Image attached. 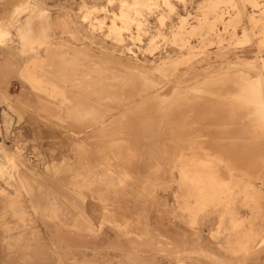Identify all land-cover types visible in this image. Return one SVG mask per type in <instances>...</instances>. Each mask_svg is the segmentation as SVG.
I'll list each match as a JSON object with an SVG mask.
<instances>
[{
	"label": "rangeland",
	"instance_id": "rangeland-1",
	"mask_svg": "<svg viewBox=\"0 0 264 264\" xmlns=\"http://www.w3.org/2000/svg\"><path fill=\"white\" fill-rule=\"evenodd\" d=\"M1 72L0 264H264V0H0Z\"/></svg>",
	"mask_w": 264,
	"mask_h": 264
},
{
	"label": "bare ground",
	"instance_id": "bare-ground-1",
	"mask_svg": "<svg viewBox=\"0 0 264 264\" xmlns=\"http://www.w3.org/2000/svg\"><path fill=\"white\" fill-rule=\"evenodd\" d=\"M177 39H178V38H177ZM181 40H182V39H181ZM177 42H178V41H177ZM88 50H89V49H88ZM86 51H87V50H86ZM89 51H90V50H89ZM74 52H75V51H74ZM76 52H77V51H76ZM52 53H53V51H52ZM73 54H74V53H73ZM80 54H81V53H80ZM87 54H89V53H87ZM56 55H57V54H56ZM74 55H75V54H74ZM77 55H78V53H77ZM82 55H83V54H82ZM89 55H90V54H89ZM89 55H88V56H89ZM93 55H94V54H93ZM99 55H101V53H100ZM191 55L193 56V54H191ZM50 56H51V55H50ZM60 56H61V55H60ZM68 56H69V55H68ZM70 56H71V55H70ZM79 56H80V55H79ZM101 56H102V55H101ZM187 56H189V55H187ZM74 57H75V56H74ZM77 57H78V56H77ZM83 57H84V56H83ZM86 57H87V56H86ZM97 58H99L98 55H97ZM104 58H106V57L104 56ZM104 58H103V60H104ZM192 58H194V57H192ZM68 59H69V58H68ZM76 59H78V58H76ZM51 60H52V59H51ZM51 60H50V61H51ZM60 60H61V59H60ZM66 60H67V59H66ZM72 60H73V59H72ZM79 60H80V57H79ZM101 60H102V59H101ZM64 61H65V60H64ZM70 61H71V59H70ZM76 61H77V60H76ZM98 61H99V60H98ZM98 61H97V62H98ZM56 62H57V61H56ZM62 62H63V61H62ZM65 62H66V61H65ZM72 62H73V61H72ZM80 62H81V61H80ZM80 62H79V63H80ZM180 62H182V61H180ZM184 62L186 63V61H184ZM58 63L60 64L61 62H58ZM70 63H71V62H70ZM83 63H84V62H83ZM85 63H86V62H85ZM51 64H52V63H51ZM65 64H66V63H65ZM138 64H139V63H138ZM55 65H56V64H55ZM62 65H63V63H62ZM62 65H61V66H62ZM175 65H176V64H175ZM178 65H179V63H178ZM82 66H83V64H82ZM172 66H173V65H172ZM176 66H177V65H176ZM225 66H226V65H225ZM55 67H56V66H55ZM73 67H74V66H73ZM75 67H77V66H75ZM178 67H179V66H178ZM236 67H238V66H236ZM174 68H175V67H174ZM227 68H229V67H227ZM227 68H226V69H227ZM232 68H234V67H232ZM54 69H55V68H54ZM64 69H65V68H64ZM64 69H63V71H64ZM77 69H78V68H77ZM80 69H81V68H80ZM80 69H79V70H80ZM236 69H237V68H236ZM240 69H241V68H240ZM240 69H238V70H240ZM69 70H70V69H69ZM196 70H197V69H196ZM233 70H235V69H233ZM175 71H176V70H175ZM240 71H241V70H240ZM242 71H243V70H242ZM61 72H62V71H61ZM66 72H67V71H66ZM66 72H65V73H66ZM129 72H130V71H129ZM171 72H172V71H171ZM196 72H197V71H196ZM222 72H223V71H222ZM255 72H256V71H255ZM69 73H70V72H69ZM72 73H73V72H72ZM192 73H193V72H192ZM202 73H203V72H202ZM239 73H240V72H239ZM66 74H67V73H66ZM193 74H194V73H193ZM197 74H198V73H197ZM206 74H207V73H206ZM220 74H221V73H220ZM120 75H121V74H120ZM122 75H124V74H122ZM127 75H128V74H127ZM165 75H166V74H165ZM180 75H181V74H180ZM187 75H188V74H187ZM199 75H200V74H199ZM203 75H204V74H203ZM227 75H228V74H227ZM62 76H63V75H62ZM64 76H66V75L64 74ZM118 76H119V75H118ZM118 76H117V77H118ZM124 76L126 77V75H124ZM129 76H131V75H129ZM190 76H191V75H190ZM193 76H194V75H193ZM205 76H207V75H205ZM209 76H211V74H210ZM209 76H208V77H209ZM244 76H245V75H244ZM101 77H102V76H101ZM120 77H121V76H120ZM135 77H136V75H135ZM165 77H166V76H165ZM177 77H178V76H177ZM208 77H207V78H208ZM221 77H222V76H221ZM221 77H220V79H221ZM225 77H226V76H225ZM227 77H229V76H227ZM227 77H226V78H227ZM230 77H231V76H230ZM67 78H68V77H67ZM118 78H119V77H118ZM121 78L123 79V77H121ZM130 78H131V77H130ZM132 78H133V77H132ZM183 78H184V77H183ZM189 78H190V77H189ZM200 78H201V76H200ZM205 78H206V77H205ZM215 78H216V77H215ZM217 78H218V77H217ZM217 78H216V80H217ZM233 78H237V77H233ZM239 78H240V77H239ZM248 78H249V77H248ZM95 79H96V78H95ZM95 79H94V80H95ZM100 79H101V78H100ZM100 79H99V80H100ZM126 79H128V78H126ZM126 79H125V80H126ZM165 79H166V78H165ZM190 79H192V78H190ZM196 79H197V78H196ZM203 79H204V78H203ZM208 79H210V78H208ZM213 79H214V77H213ZM245 79H246V78H245ZM262 79H264V78H262ZM94 80H93V81H94ZM105 80H106V79H105ZM105 80H104V81H105ZM133 80H134V79H133ZM182 80H183V79H182ZM200 80H201V79H200ZM210 80H211V79H210ZM214 80H215V79H214ZM214 80H213V81H214ZM221 80H222V79H221ZM227 80H228V79H227ZM235 80H236V79H235ZM255 80H257V79H255ZM101 81H102V80H101ZM101 81H100V82H101ZM108 81H109V80H108ZM110 81H111V80H110ZM119 81H120V80H119ZM119 81H118V82H119ZM121 81H122V80H121ZM123 81H124V80H123ZM129 81H130V80H128V81H126V82H129ZM136 81H137V80H136ZM183 81H184V80H183ZM194 81H195V80H194ZM201 81H202V80H201ZM201 81H199V82H201ZM208 81H209V80H208ZM217 81H218V80H217ZM217 81H216V82H217ZM223 81H225V80H223ZM236 81H238V80H236ZM236 81H235V82H236ZM239 81H240V80H239ZM246 81L249 82L250 80H246ZM95 82H96V81H95ZM196 82H197V81H196ZM206 82H207V81H206ZM225 82H227V81H225ZM235 82H234V83H235ZM240 82H241V81H240ZM259 82H260V81H259ZM107 83H108V82H107ZM119 83H120V82H119ZM121 83H122V82H121ZM124 83H125V82H124ZM130 83H132V82H130ZM130 83H129V84H130ZM171 83H172V82H171ZM171 83H170V84H171ZM185 83H186V82H185ZM213 83H214V82H213ZM218 83H221V82H218ZM228 83H229V82H228ZM231 83H232V82H231ZM237 83H238V82H237ZM241 83H242V82H241ZM244 83H245V82H244ZM114 84H115V83H114ZM125 84H126V83H125ZM190 84H191V83H190ZM193 84H194V83H193ZM203 84H204V83H203ZM205 84H206V83H205ZM207 84H209V83H207ZM248 84H249V83H247L246 85H248ZM105 85H106V84H105ZM111 85L114 86L113 83H112ZM121 85H122V84H121ZM123 85H124V84H123ZM127 85H128V83H127ZM199 85H200V84H199ZM199 85H198V86H199ZM216 85H217V84H216ZM222 85L224 86V84H222ZM229 85H230V84H229ZM239 85H240V84H239ZM239 85H236V87L239 86ZM242 85H243V84H242ZM255 85H257V84H255ZM102 86H103V85H102ZM106 86H107V85H106ZM108 86H109V85H108ZM118 86H119V85H118ZM168 86H169V85H168ZM176 86H177V84H176ZM180 86H181V85H180ZM184 86H185V85H184ZM200 86H201V85H200ZM202 86H203V85H202ZM211 86H212V85H211ZM214 86H215V85H214ZM218 86H219V85H218ZM223 86H222V87H223ZM95 87H96V86H95ZM114 87L116 88V85H115ZM132 87H133V85H132ZM132 87H131V89H132ZM135 87H136V86H135ZM169 87H170V86H169ZM178 87H179V85H178ZM189 87H190V86H189ZM189 87H188V88H189ZM203 87H205V86H203ZM208 87H209V86H208ZM224 87H226V86H224ZM245 87H246V86H245ZM245 87H244V88H245ZM250 87H251V86H250ZM250 87H249V88H250ZM260 87H261V86H260ZM98 88H99V87H98ZM108 88H109V87H108ZM117 88H118V87H117ZM119 88H120V87H119ZM125 88H126V87H125ZM165 88H166V87H165ZM170 88H171V87H170ZM170 88H169V89H170ZM179 88H180V87H179ZM182 88H183V87H182ZM186 88H187V87H186ZM191 88H192V87H191ZM195 88H196V87H195ZM220 88H221V87H220ZM229 88H230V87H229ZM234 88H235V86H234ZM252 88H254V87H252ZM96 89H97V88H96ZM101 89H104V88H100V90H101ZM105 89L107 90V88H105ZM122 89H123V88H122ZM122 89H121V90H122ZM126 89H127V88H126ZM131 89H130V90H131ZM134 89L136 90V88H134ZM184 89H185V87H184ZM203 89H204V88H203ZM207 89H208V88H207ZM225 89H226V88H225ZM232 89H233V88H232ZM242 89H243V88H242ZM245 89H246V88H245ZM98 90H99V89H98ZM111 90L115 91V89H112V88H111ZM111 90H110V89H109V91L107 90L108 92L106 91V93H108V94H109V92L111 93ZM117 90H118V89H117ZM162 90H163V89H162ZM164 90H165V89H164ZM166 90H168V89H166ZM176 90H178V89H176ZM185 90H186V89H185ZM185 90H184V91H185ZM191 90H192V89H191ZM199 90H201V89H199ZM204 90H206V89H204ZM210 90H212V88H211ZM220 90H221V89H220ZM223 90H224V89H222L221 91H223ZM252 90H253V89H252ZM257 90H258V89H257ZM263 90H264V89H263ZM119 91H120V90H119ZM123 91H124V90H123ZM125 91H126V90H125ZM128 91H129V88H128ZM128 91H126V92H128ZM133 91H134V90H133ZM159 91L161 92V90H159ZM159 91H157V92H159ZM169 91H171V89H170ZM173 91H174V89H173ZM197 91H198V90H197ZM202 91H203V90H202ZM202 91H201V92H202ZM208 91H209V90H208ZM208 91H207V92H208ZM233 91H234V90H233ZM236 91H237V90H236ZM250 91H251V90H250ZM96 92H97V91H96ZM102 92H105V91L103 90ZM115 92H116V91H115ZM142 92H143V91H142ZM178 92H179V91H178ZM178 92H177L176 94H178ZM182 92H183V91H182ZM185 92H186V91H185ZM191 92H192V91H191ZM204 92H205V91H204ZM225 92H226V91H225ZM225 92H224V94H225ZM231 92H232V91H231ZM100 93H101V92H99V94H100ZM118 93H119V92H118ZM123 93H124V92H123ZM137 93H138V92H137ZM143 93H144V92H143ZM168 93H169V92H168ZM180 93H181V92H180ZM197 93H198V92H197ZM208 93L211 95L210 92H208ZM216 93H217V92H216ZM233 93H234V92H233ZM238 93H239V92H238ZM243 93H244V91H243ZM245 93H247V92H245ZM248 93H249V92H248ZM252 93H253V92H252ZM252 93H251V94H252ZM255 93H256V92H255ZM257 93H258V92H257ZM130 94H131V93H129V95H130ZM139 94H140V93H139ZM160 94H161V93H160ZM160 94H159V96L161 97L162 94H161V95H160ZM184 94H185V93H184ZM184 94H183V97H184ZM198 94L200 95V93H198ZM202 94H203V93H202ZM205 94H206V93H205ZM209 94H208V96H210ZM230 94L232 95V93H230ZM259 94H260V93H259ZM104 95H107V94L104 93ZM119 95H120V94H119ZM122 95H123V94H122ZM153 95H154V94H153ZM157 95H158V94H157ZM157 95H155L154 97H156ZM168 95H169V94H168ZM168 95H167V96H168ZM192 95H194V93H192ZM206 95H207V94H206ZM212 95H213V94H212ZM218 95H219V94H218ZM220 95H221V94H220ZM225 95H226V94H225ZM240 95H241V94H240ZM242 95H243V94H242ZM246 95H247V94H246ZM246 95H245V96H246ZM116 96H118V95L116 94ZM120 96H121V95H120ZM124 96H125V93H124ZM150 96H151V95H150ZM159 96H158V97H159ZM162 96H164V95H162ZM172 96H173V94H172ZM176 96H177V95H176ZM180 96H181V95H180ZM188 96H190V95H188ZM194 96H195V95H194ZM200 96H201V95H200ZM215 96H216V95H215ZM215 96H214V98H215ZM228 96H229V95H228ZM233 96H234V95H233ZM245 96H243V97H245ZM250 96H251V95H250ZM258 96H260V95H258ZM99 97H100V96H99ZM127 97H128V96H127ZM133 97H134V96H133ZM146 97H147V96H146ZM146 97H145V98H146ZM168 97H169V96H168ZM168 97H167V98H168ZM190 97H192V96H190ZM211 97H212V96H210V98H211ZM221 97H222V96H221ZM226 97H227V96H226ZM230 97H231V96H230ZM103 98H104V96H103ZM106 98H108V97H106ZM111 98H113V97H111ZM119 98H120V97H119ZM128 98H129V97H128ZM128 98H123V99L126 100V99H128ZM131 98H132V96H131ZM135 98H136V96H135ZM145 98L142 99V100L145 101ZM169 98H170V97H169ZM174 98H175V97H174ZM174 98L172 99V102H173V100H175ZM178 98H179V97H178ZM178 98H176V99H178ZM200 98H202V97H199V99H200ZM236 98H237V97H236ZM240 98H241V97H240ZM246 98H247V97H246ZM252 98H253V97H252ZM117 99H118V98H117ZM149 99H150V98H148V100H149ZM162 99H163V98H162ZM162 99H161V100H162ZM179 99H180V98H179ZM189 99H190V98H189ZM218 99H219V98H218ZM218 99H217V100H218ZM228 99H230V98H228ZM238 99H239V98H238ZM247 99H248V98H247ZM254 99H255V98H254ZM256 99H258V98H256ZM108 100H109V98H108ZM130 100H131V99H130ZM142 100H141L140 102H141V103L143 102L142 105H143V107H144V106H145V105H144V101H142ZM146 100H147V99H146ZM153 100H154V99H152L151 101H153ZM156 100H157V99H156ZM161 100H160V102H161ZM164 100H165V99H164ZM169 100H171V99H169ZM182 100H183V99H182ZM182 100H180V102H181ZM193 100H194V99H193ZM193 100H192V101H193ZM197 100H198V99H197ZM207 100L209 101V98L206 99V103L208 104V101H207ZM214 100H215V99H214ZM222 100H223V99H222ZM231 100H232V99H231ZM244 100H245V99H244ZM244 100H243V101H244ZM263 100H264V99H263ZM118 101H120V100H118ZM121 101H123V100L121 99ZM131 101H132V100H131ZM149 101H150V100H149ZM154 101H155V100H154ZM154 101H153V102H154ZM178 101H179V100H178ZM188 101H189V100H188ZM203 101H204V100H203ZM212 101H213V100H212ZM212 101H211V102H212ZM236 101H237V100H236ZM241 101H242V100H241ZM112 102H113V100L111 101V104H112ZM114 102H115V101H114ZM114 102H113V103H114ZM116 102H117V101H116ZM116 102H115V103H116ZM153 102H152V104H153ZM166 102H167V99H166ZM213 102H214V101H213ZM222 102H223V101H222ZM230 102H231V101H230ZM237 102H238V101H237ZM249 102H250V101H249ZM123 103H124V102H123ZM123 103H122V105H123ZM126 103H127V102H126ZM141 103H140V104H141ZM164 103H165V102H164ZM175 103H176V102H175ZM175 103H174L173 106H175V105L177 104V103H176V104H175ZM187 103H188V102H187ZM191 103H192V102H191ZM197 103H198V102H197ZM199 103H200V102H199ZM204 103H205V101H204ZM252 103H253V102H252ZM260 103H261V102H260ZM263 103H264V102H263ZM107 104H109V103H107ZM116 104H117V103H116ZM116 104L113 106V108L116 106ZM137 104H138V103H137ZM152 104H151V105H152ZM168 104H169V103H168ZM172 104H173V103H172ZM178 104H180V103H178ZM184 104H185V102H184ZM195 104H196V103H195ZM213 104H214V103H213ZM226 104H227V103H226ZM245 104H246V103H245ZM112 105H113V104H112ZM112 105H109V106H112ZM119 105H120V102H119ZM142 105H141V108H143ZM155 105H156V104H155ZM162 105H163V103H162ZM170 105H171V103H170ZM170 105H169V106H170ZM185 105H186V104H185ZM198 105H199V104H197L196 107H198ZM217 105H218V104H217ZM222 105H224V104H222ZM230 105H231V104H230ZM230 105H229V106H230ZM239 105H240V104H239ZM249 105H250V104H249ZM105 106H107V105H105ZM149 106H150V105H149ZM153 106H154V105H153ZM158 106H159V105H158ZM160 106H161V105H160ZM160 106L157 107V108H158V112H159ZM164 106H165V105H164ZM192 106H193V105H192ZM194 106H195V105H194ZM210 106H212V104H211ZM213 106H214V105H213ZM218 106H219V105H218ZM225 106H227V105H224V107H225ZM252 106H253V105H252ZM252 106H251V107H252ZM133 107H134V106H133ZM135 107H137V106H135ZM138 107H140L139 104H138ZM138 107H137V109H138ZM145 107L147 108V105H146ZM185 107H186V106H185ZM202 107H203V106H202ZM219 107H220V106H219ZM221 107H223V106H221ZM232 107H233V106H232ZM240 107H241V106H240ZM245 107H247V106H245ZM245 107H244V108H245ZM111 108H112V107H111ZM116 108H117V107H116ZM141 108H140V109H141ZM157 108H156V109H157ZM163 108H164V107H163ZM163 108H162V110H163ZM172 108H173V107H172ZM172 108H171V106H170L169 109H172ZM177 108H178V107H177ZM182 108H183V107H182ZM186 108H187V107H186ZM186 108H185V109H186ZM188 108H189V107H188ZM199 108H200V107H199ZM203 108H204V107H203ZM203 108H201V109H203ZM211 108H212V107H211ZM215 108H217V107L215 106ZM230 108H231V107H230ZM230 108H229V109H230ZM242 108H243V107H242ZM244 108H243V109H244ZM255 108H256V106H255ZM257 108H258V107H257ZM114 109H115V108H114ZM124 109H125V108H124ZM127 109H128V111H129V110L131 111V108L129 109V106H128V108H126V110H127ZM134 109H135V108H134ZM134 109H132V110H134ZM152 109H154V108H152ZM166 109H168V108H166ZM180 109H181V108H180ZM183 109H184V108H183ZM192 109H194V108L192 107ZM234 109H235V108H234ZM248 109H249V108H248ZM250 109H252V108H250ZM135 110H136V109H135ZM181 110H182V109H181ZM197 110H199V109H197ZM207 110H209V109L207 108L205 111H207ZM220 110H221V108H220ZM254 110H255V109H254ZM254 110H253V111H254ZM112 111H113V110H112ZM138 111H139V110H138ZM141 111H142V110H141ZM144 111H145V109H144ZM152 111H153V110H152ZM164 111H165V110H164ZM170 111H171V110H170ZM170 111H169V112H170ZM173 111H175V110L173 109ZM188 111H189V110H188ZM193 111H194V110H193ZM211 111H212V110H211ZM211 111H210V112H211ZM218 111H219V110H218ZM222 111H223V110H222ZM222 111H221V113H222ZM227 111H228V110H227ZM227 111H226V112H227ZM241 111H242V110H241ZM245 111H246V110H245ZM126 112H127V111H126ZM146 112H147V111H146ZM167 112H168V111H167ZM199 112H200V111H199ZM203 112H204V111H203ZM213 112H214V111H213ZM238 112H239V111H238ZM247 112H248V111H246V113H247ZM250 112H251V111H250ZM257 112H258V111H257ZM257 112H256V115H257ZM112 113H113V112H112ZM122 113H123V111H122ZM136 113H137V112H136ZM149 113H150V111H149ZM149 113H148V114H149ZM153 113H154V112H153ZM162 113H163V111H162ZM165 113H166V112H165ZM172 113H173V112H172ZM176 113H177V115H180V114H178V111H176ZM180 113H181V112H180ZM182 113H183V112H182ZM196 113H197V111H196ZM223 113H224V112H223ZM236 113H237V112H236ZM243 113H244V112H243ZM246 113H245V114H246ZM258 113H259V112H258ZM125 114H126V113H125ZM129 114H130V112H129ZM131 114H132V111H131ZM168 114H169V113H168ZM187 114H188V112H187ZM204 114H206V113H204ZM208 114H209V113H208ZM214 114H215V113H214ZM228 114H231V113L229 112ZM239 114H240V113H239ZM263 114H264V113H263ZM141 115H142V112H141ZM169 115H170V114H169ZM173 115H174V114H173ZM181 115H182V114H181ZM242 115H243V114H242ZM250 115H251V114H250ZM119 116H120V115H119ZM121 116H122V115H121ZM135 116H136V115H135ZM139 116H140V115H139ZM146 116H147V115H146ZM149 116L151 117V115H149ZM153 116H155V115L153 114ZM157 116L160 117V115H157ZM164 116H165V114H164ZM164 116H161V119H162V117H164ZM174 116H175V115H174ZM189 116H191V115H189ZM192 116H194V113H193ZM192 116H191V117H192ZM199 116H200V114H199ZM202 116H203V114H202ZM206 116H207V115H206ZM213 116H214V115H213ZM215 116L217 117L218 115H215ZM230 116H231V115H230ZM230 116H229V117H230ZM125 117L127 118V115H126ZM128 117H129V116H128ZM132 117H133V116H132ZM132 117H131V118H132ZM150 117H149V119L152 120V118H150ZM185 117H186V116H185ZM191 117H190V118H191ZM204 117H205V115H204ZM209 117H210V116H209ZM237 117H238V116H237ZM254 117H255V113H254ZM7 118H8V117H7ZM117 118H118V117H117ZM121 118H123V117H121ZM154 118H155V117H154ZM167 118H168V117H167ZM167 118H166V119H167ZM173 118H176V117H173ZM173 118H172V120H173ZM177 118H178V117H177ZM200 118H201V117H200ZM210 118H211V117H210ZM212 118H213V117H212ZM222 118H223V117H222ZM248 118H249V117H248ZM251 118H252V116H251ZM127 119H128V118H127ZM137 119H138V118H137ZM158 119H159V118H158ZM161 119H159V122H158L157 124L160 123V120H161ZM180 119H181V118H180ZM182 119H184V117H182ZM215 119H216V118H215ZM218 119H219V118H218ZM218 119H217V120H218ZM230 119H231V118H230ZM232 119H234V118L232 117ZM237 119H239V118H237ZM246 119H247V118H246ZM252 119H254V118H252ZM255 119H256V118H255ZM262 119H263V118H262ZM5 120H6V118H5ZM119 120L123 121L122 119H117L118 122H121V121H119ZM162 120H163V119H162ZM162 120H161V121H162ZM169 120H170V119H169ZM185 120H186V119H185ZM190 120H191V119H190ZM196 120H197V119H196ZM201 120H202V119H201ZM222 120H223V119H222ZM228 120H229V119H228ZM240 120H241V119H240ZM242 120H243V119H242ZM248 120H250V118H249ZM113 121H114V119H113ZM115 121H116V120H115ZM115 121H114V122H115ZM146 121H147V120H146ZM149 121H150V120H149ZM154 121H156V119H155ZM166 121H168V120H166ZM175 121H176V120H175ZM177 121H178V120H177ZM186 121H187V120H186ZM192 121H195V120H191L190 122H192ZM207 121H208V120H207ZM218 121H219V120H218ZM246 121H247V120H246ZM258 121H259V119H258ZM110 122L112 123L111 120H110ZM110 122H109V123H110ZM114 122H113V124H114ZM118 122H117V123H118ZM129 122H130V121H129ZM135 122H136V120H135ZM156 122H157V121H156ZM164 122H165V121H164ZM183 122H184V121H183ZM187 122H188V121H187ZM202 122H203V120H202ZM211 122H212V121H211ZM211 122H209V124H210ZM220 122H221V121H220ZM228 122H230V121H228ZM228 122H226V123H228ZM244 122H245V121H244ZM253 122H254V121H253ZM253 122H252V123H253ZM109 123H107V124H109ZM111 123H110V124H111ZM126 123H127V122H126ZM133 123H134V122H133ZM133 123H132V124H133ZM141 123H142V122H141ZM144 123H145V122H144ZM153 123H154V122H153ZM167 123H168V122H167ZM167 123H166V124H167ZM170 123H171V122H170ZM176 123H177V122H176ZM179 123L181 124L182 121L179 122ZM195 123H196V122H195ZM197 123H199V122L197 121ZM205 123H206V122H205ZM213 123H215V122H213ZM224 123H225V122H224ZM236 123H238V122H236ZM236 123H235V124H236ZM252 123H250V124H252ZM105 124H106V123H105ZM110 124H109V125H110ZM113 124H112V125H113ZM115 124H116V123H115ZM122 124H123V122H122ZM122 124H119V123H118L117 125H120V126H121ZM154 124H155V123H154ZM171 124H172V123H171ZM185 124H187V123H185ZM191 124H192V123H191ZM199 124H200V123H199ZM215 124H216V123H215ZM215 124H214V125H215ZM222 124H223V121H222ZM242 124H243V123H242ZM250 124H249V125H250ZM256 124H257V122H256ZM109 125L107 126L108 128H109ZM112 125H111V126H112ZM123 125H124V124H123ZM125 125H126V124H125ZM125 125H124V126H125ZM135 125H138V122H137V124H135ZM147 125H148V124H147ZM149 125H150V124H149ZM159 125H160V124H159ZM162 125H163V124H162ZM162 125H161V126H162ZM168 125H169V124H168ZM182 125H183V124H182ZM216 125L219 126L218 124H216ZM225 125H226V124H225ZM230 125H231V124H230ZM230 125H229V126H230ZM237 125H238V124H237ZM237 125H236V126H237ZM252 125H253V124H252ZM257 125H258V124H257ZM130 126H131V125H130ZM140 126H141V125H140ZM142 126H143V125H142ZM144 126H145V125H144ZM156 126H157V125H156ZM192 126H193V125H192ZM197 126H198V125H197ZM208 126H209V125H208ZM233 126H234V125H233ZM242 126H243V125H242ZM250 126H251V125H250ZM250 126H249V127H250ZM253 126H254V125H253ZM259 126H260V124H259ZM114 127H115V125H114ZM136 127H137V126H136ZM151 127H152V126H151ZM227 127H228V125H227ZM251 127H252V126H251ZM257 127H258V126H257ZM110 128H111V127H110ZM121 128H123V126H121ZM127 128H129V127H127ZM138 128H139V127H138ZM146 128H149V127L147 126ZM180 128H181V130H182V129H186V127H185V128L180 127ZM188 128H189V127H188ZM195 128H196V127H195ZM197 128H199V127H197ZM202 128H203V126H202ZM209 128H210V129H207V130H211V126H210ZM220 128H221V127H220ZM223 128H224V127H223ZM225 128H226V127H225ZM228 128H229L230 130L227 129V128H226L227 130H226V129H223L224 133L222 132V129H221V131H220V130L217 129V128H216L217 131L215 132L216 129L214 130V126H213V130H212V131H214V132H215L216 134H218V135H219V134L222 135V133H223V135H224V134H225V131H226V133H228V132H227L228 130H229V132L232 133L233 136H234V134H237V133H238V131L233 130V128H231V127H228ZM254 128H255V127H254ZM118 129H120V128H118ZM130 129L133 130V125H132V127H131ZM156 129H157V128H156ZM169 129H170V128H169ZM169 129H168V130H169ZM176 129H177V128H175V130H176ZM178 129H179V128H178ZM190 129H191V128H190ZM234 129H235V127H234ZM247 129H248V128H247ZM250 129H251V128H250ZM115 130H116V129H115ZM132 130H130V131H132ZM153 130H154V129H153ZM160 130H161V129H160ZM160 130H158V131H160ZM187 130H188V129H186V131H187ZM251 130H252V129H251ZM113 131H114V130H113ZM118 131H120V130H118ZM151 131H152V130H151ZM165 131H167V130H165ZM172 131H173V130H172ZM189 131H191V130H189ZM204 131H205V130H204ZM204 131H203V132H204ZM218 131H219V132H218ZM232 131H233V132H232ZM234 131H235V133H234ZM252 131H253V130H252ZM254 131H255V130H254ZM140 132H141V131H140ZM142 132H143V130H142ZM168 132H169V131H168ZM173 132H174V131H173ZM178 132H179V131H178ZM180 132H181V131H180ZM183 132H184V131H183ZM183 132H182V134H183ZM195 132H198V131L195 130ZM201 132H202V130H201ZM201 132H199V133H201ZM217 132H218V133H217ZM221 132H222V133H221ZM236 132H237V133H236ZM247 132H248V131H247ZM257 132H258V129H257ZM117 133H120V132H117ZM121 133H122V131H121ZM131 133H132V132H131ZM137 133H139V132L137 131ZM150 133H151V132H150ZM165 133H166V132H165ZM174 133H176V131H175ZM199 133H198V134H199ZM210 133H211V132H210ZM233 133H234V134H233ZM250 133H251V131H250ZM124 134H126V132H125ZM128 134H129V133H128ZM140 134H141V133H140ZM147 134H148V133H147ZM147 134H146V135H147ZM156 134H157V133H156ZM194 134H195V133H194ZM211 134H212V133H211ZM228 134H229V133H228ZM228 134H226V135H228ZM260 134H261V133H260ZM131 135L135 137L134 134H131ZM151 135H152V134H151ZM153 135H154V134H153ZM174 135H175V134H174ZM177 135H178V134H177ZM183 135H184V134H183ZM191 135H192V134H191ZM196 135H197V134H196ZM196 135H195V136H196ZM200 135H201V134H200ZM200 135H199V136H200ZM203 135H204V134H203ZM214 135H215V134H214ZM226 135H225V136H226ZM229 135H231V134H229ZM255 135H256V134H255ZM109 136H110V134H109ZM125 136H126V135H125ZM132 136H131V137H132ZM136 136H138V135H136ZM142 136H143V135H142ZM155 136H156V135H155ZM186 136H187V132H186ZM189 136H190V135H189ZM192 136H193V135H192ZM237 136H238V134H237ZM258 136H259V135H258ZM134 137H132L131 140H128V138H126V139H127L128 141H131V142H132V140H134V142L140 140V138H138V137H135V138H134ZM157 137H158V136H157ZM166 137H167V136H166ZM166 137H165V138H166ZM173 137H174V136H173ZM193 137H194V136H193ZM193 137H192V138H193ZM211 137L213 138L214 136H211ZM215 137H216V136H215ZM248 137H250V136H248ZM260 137H262V136H260ZM137 138H138V139H137ZM141 138H142V137H141ZM155 138H156V137H155ZM161 138H162V137H161ZM175 138H176V136H175ZM179 138H180V137H179ZM183 138H185V137L183 136ZM192 138H191V140H192ZM218 138H219V137H218ZM232 138H233V137H232ZM235 138H236V137H235ZM240 138H241V136H240ZM129 139H130V138H129ZM148 139H149V138H148ZM151 139H152V138H151ZM157 139H159V138H157ZM167 139H170V140H171L172 138L169 137V138H167ZM176 139H177V138H176ZM197 139H199V138H197ZM203 139H204V138H203ZM209 139H210V137H209ZM209 139H208V140H209ZM214 139H216V138H214ZM214 139H213V141H214ZM222 139H223V138H222ZM123 140H124V139H123ZM163 140H164V137H163ZM174 140H175V139H174ZM174 140H173V141H174ZM185 140L188 141V140H190V139H186V138H185ZM229 140H230V139H229ZM231 140H232V139H231ZM237 140H239L238 137H237ZM254 140H255V139H254ZM108 141H109V139H108ZM113 141H114V140H113ZM119 141H120V140H119ZM125 141H126V140H125ZM125 141H124V143H125ZM192 141H193V140H192ZM205 141H206V140H205ZM210 141H211V140H210ZM220 141H221V140H220ZM225 141H226V140H225ZM233 141H234V140H233ZM260 141H261V140H260ZM117 142H118V141H117ZM117 142L115 141L114 143H117ZM121 142H122V140H121ZM175 142H176V141H175ZM177 142H178V141H177ZM203 142H204V141H203ZM206 142H207V141H206ZM206 142H205V143H206ZM214 142H215V141H214ZM217 142H218V141H217ZM226 142H227V141H226ZM231 142H232V141H231ZM231 142H230V143H231ZM236 142H237V141H236ZM236 142H235V143H236ZM244 142H246V141H244ZM111 143H113V142L111 141ZM167 143H168V142L166 141V145H167ZM180 143H181V142H180ZM180 143H179V144H180ZM182 143H183V142H182ZM186 143H187V142H186ZM194 143H195V142H194ZM196 143H197V141H196ZM200 143H201V142H200ZM210 143H211V142H210ZM210 143H209V144H210ZM218 143H219V142H218ZM222 143H223V142H221V145H222ZM238 143H239V142H238ZM240 143H242V141H241ZM246 143H247V142H246ZM250 143L253 144V141L250 142ZM257 143H258V142H257ZM262 143H263V142H262ZM121 144H123V143H121ZM163 144H164V143H163ZM189 144H190V143H189ZM192 144H193V143H192ZM223 144H224V143H223ZM110 145H111V144H110ZM117 145H118V143H117ZM171 145H172V144H170V146H171ZM173 145H174V142H173ZM173 145H172V147H173ZM181 145H182V144H181ZM186 145H187V144H186ZM186 145H185V146H186ZM198 145H199V144H198ZM205 145H206V144H205ZM207 145H208V144H207ZM212 145H213V144H212ZM217 145H218V144H217ZM229 145H232V144H229ZM245 145H247V144H245ZM261 145H262V144H261ZM261 145H260V146H261ZM263 145H264V144H263ZM263 145H262L261 147H263ZM113 146H114V145H113ZM182 146H183V145H182ZM191 146H192V145H191ZM196 146H197V145H196ZM203 146H204V143H203ZM209 146H210V145H209ZM214 146H215V145H214ZM224 146H225V145H224ZM235 146H237V145L229 146V147H228V146H225V147H228V148H227L228 151L230 150L229 153H230L231 151L234 153V151H235V153H239V156H241V154H243V151H242L238 146H237V147H235ZM240 146H241V145H240ZM254 146H255V145H254ZM256 146H257V145H256ZM160 147H161V146H160ZM221 147H222V146H221ZM252 147H253V146H252ZM258 147H259V146H258ZM166 148H167V147H166ZM173 148H174V147H173ZM179 148H181V147H179ZM194 148H195V147H194ZM204 148H205V147H204ZM207 148H208V147H207ZM238 148H239V149H238ZM248 148H249V147H248ZM17 149H18V148H17ZM115 149H116V148H115ZM164 149H165V148H164ZM197 149H198V148H197ZM209 149H210V147H209ZM242 149H243V148H242ZM251 149L253 150V148H251ZM251 149H250V150H251ZM256 149H257V148H256ZM259 149H260V148H259ZM168 150H169V149H168ZM177 150H178V149H177ZM183 150H184V149H183ZM223 150H224V149H223ZM248 150H249V149H248ZM254 150H255V149H254ZM262 150H264V147H263ZM164 151H165V150H164ZM173 151H174V150H173ZM200 151H201V149H200ZM241 151H242V153H241ZM174 152H175V151H174ZM177 152H179V151H177ZM197 152H199V151H197ZM257 152H258V151H257ZM165 153H168V152H165ZM169 153H171V152H169ZM190 153H191V152H189L188 155H190ZM202 153H203V152H202ZM207 153H208V152H207ZM223 153H224V152H222V155H223ZM225 153H226V152H225ZM244 153H246V152H244ZM260 153H261V152H260ZM262 153H263V152H262ZM171 154H172V153H171ZM176 154H177V153H176ZM199 154H200V153H199ZM210 154H211V153H210ZM230 154H232V153H230ZM248 154H249V153H248ZM248 154H247V155H248ZM201 155H202V154H200V156H201ZM216 155H217V154H216ZM220 155H221V154H220ZM245 155H246V154H245ZM259 155H260V154H259ZM177 156H178V155H177ZM202 156H203V155H202ZM204 156H205V155H204ZM253 156H254V155H253ZM260 156H261V155H260ZM262 156H263V155H262ZM209 157H210V156H209ZM219 157H222V156H219ZM228 157L230 158V156H228ZM255 157H256V156H255ZM257 157H258V155H257ZM191 158H193L192 155H191ZM197 158H198V157H197ZM204 158H205V157H204ZM204 158H201V159L199 158L200 160H199V159H197V160H199L200 163L202 164L201 160H203ZM207 158H208V157H207ZM237 158H238V156H237ZM242 158H243V155H242L241 159H242ZM245 158H247V157H245ZM209 159H210V158H209ZM215 159H216V158H215ZM219 159H220V158H219ZM231 159H232V158H231ZM248 159H250V158H248ZM252 159H254V158H252ZM255 159H256V158H255ZM193 160H194V159H193ZM210 160H211V159H210ZM235 160H236V159H235ZM262 160H264V159L262 158ZM191 161H192V160H191ZM205 161H206V159H205ZM238 161H239V160H238ZM252 161H253V160H252ZM252 161H251V162H252ZM257 161H258V160H257ZM194 162L196 163V166H197V162H196L195 160H194ZM211 162L213 163L214 161H210V163H211ZM217 162H219V160H217ZM217 162H216V163L214 162V163H215V166L217 165ZM222 162H224V161H222ZM229 162H230V161H229ZM233 162H234V160H233ZM239 162H240V161H239ZM245 162H246V161H245ZM245 162H244V163H245ZM259 162H260V161H259ZM259 162H258V163H259ZM263 162H264V161H263ZM263 162H261V163H263ZM195 163L192 162L193 165H194ZM205 163H206V162H205ZM212 163H211V164H212ZM230 163H231V162H230ZM247 163H248V162H247ZM254 163H257V162H254ZM258 163H257V165H258ZM201 164H200V165H201ZM207 164H208V163H207ZM218 164H219V163H218ZM242 164H243V163H242ZM251 164H252V163H251ZM259 164H260V163H259ZM189 165H190V168H191L190 170H191V172H192V171H193V170H192V167H191L192 165H191V164H189ZM189 165H188V166H189ZM198 165H199V162H198ZM202 165H204V167H206L205 164H202ZM236 165H237V164H236ZM252 165H253V164H252ZM257 165H255V166H257ZM213 166H214V165H213ZM220 166H221V165H220ZM262 166H264V165H262ZM197 167H198V166H197ZM204 167H202V168H204ZM231 167H232V165H231ZM234 167H235V166H234ZM259 167H260V166H259ZM175 168H176V167H175ZM193 168H195V166H194ZM199 168H201V167L199 166ZM207 168H208V166H207ZM209 168H210V167H209ZM209 168H208V169H209ZM252 168H254V166H253ZM195 169H196V168H195ZM210 169H211V168H210ZM210 169H209V170H210ZM219 169H220V168H219ZM140 170H141V169H140ZM188 170H189V167H188ZM211 170H212V169H211ZM213 170H214V169H213ZM255 170H256V168H255ZM257 170H258V169H257ZM262 170H264V169H262ZM145 171H146V170H145ZM147 171H148V170H147ZM198 171H199V170H198ZM258 171H259V170H258ZM152 172H153V171H152ZM154 172H155V170H154ZM157 172H158V171H157ZM214 172H215V171H214ZM216 172H217V171H216ZM256 172H257V171H256ZM197 173H198V172H196V173H194V174L197 175ZM199 173H200V172H199ZM199 173H198V176H202V175H199ZM233 173H234V172H233ZM153 174H154V173H153ZM200 174H201V173H200ZM215 174H216V173H215ZM215 174H214V175H215ZM243 174H244V173H243ZM153 176H154V175H153ZM223 176H225V174H224ZM244 176H245V175H244ZM202 177H203V176H202ZM202 177H199V178H202ZM210 177H212V174H211ZM215 177L217 178V176L215 175V176H213V179H214ZM236 177H237V176H236ZM251 177H252V176H251ZM253 177H254V176H253ZM159 178H161V176H160ZM159 178H157V179H159ZM182 178H184V177H182ZM182 178H181V179H182ZM217 179H218V178H217ZM203 180H204V179H203ZM211 180H212V179H211ZM241 180H242V179H241ZM201 181H202V180H200V182H201ZM216 181H217V180H216ZM254 181H255V180H254ZM198 182H199V181H198ZM211 182H214V181H211ZM217 182H218V181H217ZM204 183H205V181H204ZM204 183H203V184H204ZM215 183H216V182H215ZM215 183H214V184H215ZM200 184H202V182H201ZM216 184H218V183H216ZM249 184H250V183H249ZM251 184H252V183H251ZM208 185H209V183H208ZM211 185H212V184H211ZM239 185H240V184H239ZM209 186H210V185H209ZM241 186H242V185H241ZM243 186H244V185H243ZM197 187H198V186H197ZM201 187H202V186H200L199 188H201ZM203 187L206 188V186H203ZM203 187H202V188H203ZM207 187H208V186H207ZM199 188H198V189H199ZM214 188H215V187H214ZM195 189H196V188H195ZM203 189H204V188H203ZM209 189H210V187H209ZM121 190H122V189H121ZM136 190H137V189H136ZM211 190H212V189H211ZM131 191H132V190H131ZM213 191H214V190H213ZM117 192H118V191H117ZM132 192H133V191H132ZM199 192H200V191H199ZM118 193H120V192H118ZM203 193H204V192H203ZM262 193H263V192H262ZM131 194H132V193H131ZM142 194H143V193H142ZM135 195H136V194H135ZM204 195H205V194H204ZM255 195H256V194H255ZM122 196H123V195H122ZM138 196H139V195H137V197H138ZM201 196H202V195H201ZM125 197H126V196H125ZM125 197H124V199H125ZM135 197H136V196H135ZM137 197H136V198H137ZM197 198H198V197H197ZM199 200H200V199H199ZM106 201H107V200H106ZM261 201H262V200H261ZM115 202H116V201H115ZM118 203H119V202H118ZM259 203H260V202H259ZM92 204H93V203H92ZM112 205H113V203H112ZM118 205H119V204H118ZM120 205H121V204H120ZM92 206H93V205H92ZM109 206H110V204H109ZM96 207H97V206H96ZM96 207H95V209H96ZM238 207H239V206H238ZM97 208H98V207H97ZM110 208H112V207H110ZM122 208H123V206H122ZM263 208H264V207H263ZM120 209H121V207H120ZM215 209H216V208H215ZM97 210H98V209H97ZM122 211H123V210H122ZM124 211H125V210H124ZM260 211H261V210H260ZM96 212H97V211H96ZM103 213H104V212H103ZM129 213H130V212H129ZM257 213H258V212H257ZM263 213H264V211H263ZM133 215H134V214H133ZM254 215H255V214H254ZM260 215H261V214H260ZM139 217H141V216H139ZM263 217H264V216H263ZM257 219H258V218H257ZM259 219H260V218H259ZM226 220H227V219H226ZM140 222H141V221H140ZM224 225H226V224H224ZM141 227H142V226H141ZM222 227H223V225H222ZM255 227H256V226H255ZM249 228H250V227H249ZM140 229H141V228H140ZM215 229H216V228H215ZM240 229H241V228H240ZM216 230H217V229H216ZM238 230H239V229H238ZM244 230H245V229H244ZM226 231H227V230H226ZM247 231H248V230H247ZM252 231H253V229H252ZM230 232H231V231H230ZM241 232H242V231H241ZM257 232H258V231H257ZM262 232H263V231H262ZM238 233H239V232H238ZM250 233H251V232H250ZM158 234H160V233H158ZM232 234H233V233H232ZM239 234H240V233H239ZM248 234H249V233H248ZM258 234H260V232H259ZM238 236H239V235H238ZM247 236H248V235H247ZM238 238H239V237H238ZM249 238H250V237H249ZM236 239H237V238H236ZM231 240H232V239H231ZM225 241H226V240H225ZM251 241H252V240H251ZM236 243H237V242H236ZM243 243H244V242H243ZM224 244H226V243H224ZM234 244H235V243H234ZM245 245H246V244H245ZM236 246H237V245H236ZM240 247H241V246H240ZM245 247H246V246H245ZM198 250H199V249H198ZM54 253H55V252H54ZM57 262H58V261H57ZM44 263H45V262H44Z\"/></svg>",
	"mask_w": 264,
	"mask_h": 264
},
{
	"label": "crops",
	"instance_id": "crops-1",
	"mask_svg": "<svg viewBox=\"0 0 264 264\" xmlns=\"http://www.w3.org/2000/svg\"><path fill=\"white\" fill-rule=\"evenodd\" d=\"M8 77H9V73H4V72L0 73V97H1V93L3 94V93H5V91L10 93V84H9L10 82H8V81H10V79H8ZM14 95H15L17 100H19V101L24 100V95H23V92L21 90H19ZM5 118L7 119L6 115H5ZM24 145L20 144V148L21 149L24 148Z\"/></svg>",
	"mask_w": 264,
	"mask_h": 264
}]
</instances>
